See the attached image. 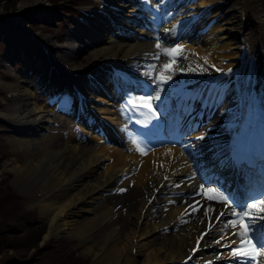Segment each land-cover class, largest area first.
<instances>
[{
    "label": "bare ground",
    "instance_id": "1",
    "mask_svg": "<svg viewBox=\"0 0 264 264\" xmlns=\"http://www.w3.org/2000/svg\"><path fill=\"white\" fill-rule=\"evenodd\" d=\"M138 1L111 0L113 6L95 27H80L62 45L38 38L45 53L40 68L49 105L30 89L26 76H15L5 84L6 112H0V118L15 132L12 146L19 157L15 168L19 188L52 220L46 240L69 224L71 234L83 242L97 235L103 247L95 264H240L241 257L232 251L243 250L232 202L189 198V191L204 189L190 158L181 148L160 143L149 153L144 136L129 131L126 115L133 117V124L154 123L143 121L139 108L121 105L115 92L120 80L133 81L146 95L159 92V98L149 102L151 107L180 96L204 105L209 111L189 135L191 162L201 166L228 161L235 148L249 147L254 134L264 133V22L258 19L254 34L244 37L248 5L234 8L217 0L211 5L207 0ZM44 3L28 0L21 8ZM126 9L131 11L125 13ZM28 10L37 18L50 19L46 12ZM215 17L220 20L214 23ZM191 23L195 26L177 44L178 34ZM136 27L144 29L132 34ZM190 39L194 41L188 47ZM166 49L173 51L166 55ZM64 51H69L70 61L52 56ZM234 67L237 73L229 71ZM107 69L112 71L107 83L114 78L115 85L99 88L90 81L98 70L107 76ZM83 78L86 84L74 97L75 84ZM56 83L63 88L59 95L53 93ZM127 96L132 103L139 101L130 93ZM170 96L175 98L163 99ZM191 174L194 177L188 180ZM226 174L221 179L231 197ZM84 213L89 218L81 222ZM126 221H130L128 229ZM229 221L237 223L233 226ZM226 237L230 238L223 241ZM93 249L94 245L88 247ZM253 264H264V254Z\"/></svg>",
    "mask_w": 264,
    "mask_h": 264
},
{
    "label": "rangeland",
    "instance_id": "2",
    "mask_svg": "<svg viewBox=\"0 0 264 264\" xmlns=\"http://www.w3.org/2000/svg\"><path fill=\"white\" fill-rule=\"evenodd\" d=\"M28 0H18L15 5L10 4L7 5L5 3V0H0V16H3L7 8H12L15 21V26L9 27L7 32H10V37L14 38L15 42H17V47L15 49V53L8 57L4 63V65L0 68V112H6V103L3 101V97L6 94L5 91V84L10 83L12 79L15 76H26L29 81V87L32 91L36 92L38 95L39 100L44 105H49L51 102L49 91L45 88V85L43 84V80L45 77L44 70L40 68V63L43 61L45 53H44V47L40 43L39 39L42 37L48 38L51 43L62 45L64 44L68 39L69 36H73L75 33L81 31L80 27H95L98 18H101L105 16V11L110 6H113L111 3V0H44V4L42 6L38 7H32V6H26L24 8H21V5L23 2H26ZM136 4L139 3L138 0H134ZM143 1V0H141ZM208 4L211 5L210 2L216 1V0H207ZM220 3H226L227 6H232L234 8H239L245 5L250 6V9L247 10V17H245V22L243 26V36L246 35H253L256 27L257 20H262L264 22V0H217ZM58 3V4H57ZM56 4V5H55ZM140 4H143V2H140ZM187 5V4H186ZM185 5V6H186ZM56 7L60 8L57 9ZM186 8V7H185ZM184 8V9H185ZM195 8V6L193 7ZM27 9H31L32 11L36 12H46L50 19L46 18H37L34 22H37L35 26H31L32 20H28L25 17V14H21V12ZM62 10V11H60ZM131 11L129 9L125 10V13ZM183 11V9L181 10ZM213 20L214 23L216 21L220 20V17H215ZM213 23V25H214ZM121 24H117L119 26ZM145 25H148V22L145 21ZM211 26V28L213 27ZM204 29L202 31V35H205L210 31V29ZM143 27H136L134 31H132V34L134 32H137L139 30H143ZM188 34V32H186ZM199 35V34H198ZM197 35V36H198ZM196 39L198 40L197 37ZM95 37V36H93ZM39 38V39H38ZM141 40L142 39L141 37ZM194 41V39H190L187 46L189 47L190 44ZM182 42V41H181ZM180 42V43H181ZM76 44H80L79 42H75ZM179 43V44H180ZM237 43V41H236ZM183 50V49H181ZM232 53H235V50L232 51ZM69 54V55H68ZM52 56L56 59L63 60L65 62L70 61V53L69 51H64L61 54L60 53H53ZM108 70V69H107ZM96 76H92L91 82H99V86L101 88V85H108L106 83L107 78L106 74L102 73V70H98L96 72ZM107 75L111 76L112 71L108 70ZM86 78H83L81 80L78 79L77 84L75 86L76 89H80L81 87L85 86ZM59 84L56 83L53 87V93L59 94L61 93L62 89L59 90ZM60 87H62L60 85ZM95 96V95H94ZM143 96V95H139ZM92 96H88V98H91ZM141 104V103H140ZM57 117V115H56ZM98 120H103L100 116L95 117ZM104 122V121H101ZM81 131V130H80ZM14 130L11 128L10 123L0 118V145L1 146V157L2 162L0 165V190L1 188L5 189L6 187H9L10 190H15V192L21 196L23 207L29 211H34L37 214L38 223L44 224L46 226V232L42 238V241L40 242V247H44L48 242L51 243L54 241V243H62L65 241V245L69 246L74 252H76V257L81 258L83 260H88L87 264H95L96 257L101 253H99L100 249L103 247V242L100 240V238L96 235L95 238L92 241H85L83 242L80 238H77L75 235H72L70 232V228L72 227V224H69L66 229H63L64 227H60V233L54 236H50L46 240V235L48 234L49 228H51L52 220L43 214V210L41 208V205L39 203L33 204L29 202L30 196H25L22 194L20 190V183H18V173L16 172L15 168L17 167L19 157L14 153V149L12 146V140L14 138ZM118 138V134L116 135ZM111 146L112 145H108ZM20 163V162H19ZM17 164V165H16ZM140 165V164H139ZM216 186L211 184L206 189V195H201L203 199L210 197L208 189H216ZM221 191V190H218ZM223 193V191H221ZM224 194V193H223ZM212 196H214V193H212ZM89 218L88 214H83L79 218L81 222H84ZM130 221H126L124 223L125 228H130ZM96 240V241H95ZM60 246H63L62 244H59ZM94 245V249L91 251H88V247ZM52 246V245H51ZM56 246V245H53ZM58 246V245H57ZM40 248L39 250H41ZM48 247L43 249V251H48ZM12 253V252H11ZM31 253H34L37 255L38 250H33ZM99 253V254H98ZM98 254V255H97ZM46 258L45 264H52L53 261V254L51 255H43L39 256L40 260L42 258ZM44 264V263H42ZM60 264H72L66 257H63V259L60 260Z\"/></svg>",
    "mask_w": 264,
    "mask_h": 264
},
{
    "label": "trees",
    "instance_id": "3",
    "mask_svg": "<svg viewBox=\"0 0 264 264\" xmlns=\"http://www.w3.org/2000/svg\"><path fill=\"white\" fill-rule=\"evenodd\" d=\"M17 1L18 0H5V3L7 5H15ZM56 8L60 9L58 7ZM23 13L28 20H32L33 22L37 20L38 15H34V13H31L28 9ZM13 18L14 14L12 8H7L3 16H0V68L4 65L6 59L15 53L17 47V42H15L13 37H10V32H7L9 27L13 25ZM34 24H36V22H34ZM34 24L31 26L34 27ZM1 146L2 145H0V153ZM1 162L2 157L0 155V165ZM45 228L46 226L44 224L38 223L36 212L29 211L23 207L22 198L15 190H10L9 187L5 189L1 188L0 264H45L46 258L44 257L40 260L38 257L51 254H53L52 258L54 261L52 264H60V260L63 259V257H66L72 264L88 263V260L77 258L75 256L76 252L69 248V246H66L65 241L62 243H54V241H52L51 243L48 242L43 248L40 247V242L46 232ZM47 247L49 248L48 251H43V249ZM40 248L42 249L39 250ZM33 250H38L37 255L31 253Z\"/></svg>",
    "mask_w": 264,
    "mask_h": 264
},
{
    "label": "snow or ice",
    "instance_id": "4",
    "mask_svg": "<svg viewBox=\"0 0 264 264\" xmlns=\"http://www.w3.org/2000/svg\"><path fill=\"white\" fill-rule=\"evenodd\" d=\"M160 47L159 42L156 45ZM172 49H166L165 54L168 55L172 52ZM167 67V65H165ZM231 71V69H229ZM170 79V77H169ZM164 82H167L165 79ZM155 91V89H153ZM159 98V92H156L155 96L151 94L139 97V102L141 104L148 105V111L152 112L150 101L153 99ZM129 103H132V100H129ZM203 187V185L201 186ZM120 191H126V189H120ZM209 192L214 193V196L209 198H216L222 203H228L231 199L229 196L223 194L217 189H208ZM234 207L231 208L233 215H236L240 222V232L239 235L241 241L240 249H233V253L241 257L240 264H253V261L256 260V257L264 254V224L260 223L264 221V192H260L258 195H254L250 198L248 202L243 204L232 201ZM239 209V211H237ZM206 214V213H205ZM220 215H226V213L221 212ZM233 226L236 225V221H229ZM244 242H247L246 244Z\"/></svg>",
    "mask_w": 264,
    "mask_h": 264
},
{
    "label": "water",
    "instance_id": "5",
    "mask_svg": "<svg viewBox=\"0 0 264 264\" xmlns=\"http://www.w3.org/2000/svg\"><path fill=\"white\" fill-rule=\"evenodd\" d=\"M47 238V237H46Z\"/></svg>",
    "mask_w": 264,
    "mask_h": 264
}]
</instances>
